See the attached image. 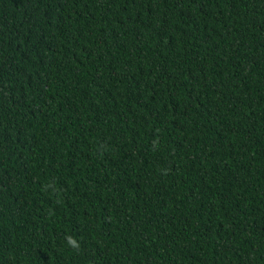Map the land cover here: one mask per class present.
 I'll list each match as a JSON object with an SVG mask.
<instances>
[{
	"label": "trees",
	"instance_id": "obj_1",
	"mask_svg": "<svg viewBox=\"0 0 264 264\" xmlns=\"http://www.w3.org/2000/svg\"><path fill=\"white\" fill-rule=\"evenodd\" d=\"M0 264H264V0H0Z\"/></svg>",
	"mask_w": 264,
	"mask_h": 264
},
{
	"label": "clouds",
	"instance_id": "obj_2",
	"mask_svg": "<svg viewBox=\"0 0 264 264\" xmlns=\"http://www.w3.org/2000/svg\"><path fill=\"white\" fill-rule=\"evenodd\" d=\"M66 240H67L68 244H69L72 248H74V249H79L80 245H79V243L77 242V240H76L75 238H73V237H71V236H67V237H66Z\"/></svg>",
	"mask_w": 264,
	"mask_h": 264
}]
</instances>
